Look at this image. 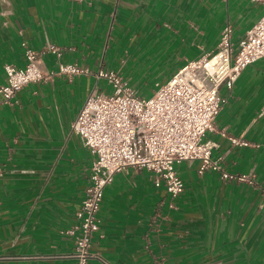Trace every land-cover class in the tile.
Segmentation results:
<instances>
[{
    "label": "crops",
    "instance_id": "0c3cea01",
    "mask_svg": "<svg viewBox=\"0 0 264 264\" xmlns=\"http://www.w3.org/2000/svg\"><path fill=\"white\" fill-rule=\"evenodd\" d=\"M263 14L264 0H0V85L6 64H26L24 44L43 52L48 74L24 86L14 105L0 104V264H74L66 230L94 154L72 124L90 93L102 90L97 72L110 70L111 49L127 44L130 55L160 46L174 62L164 83L215 52L227 24L237 49ZM50 43L60 58L46 50ZM126 60L112 70L123 74ZM60 61L89 71L60 74ZM220 92L228 102L205 140L226 170L255 182L226 181L201 172L198 159L182 161L185 190L172 199L150 170L120 171L105 188L90 264H264V56Z\"/></svg>",
    "mask_w": 264,
    "mask_h": 264
},
{
    "label": "built area",
    "instance_id": "2783aa9c",
    "mask_svg": "<svg viewBox=\"0 0 264 264\" xmlns=\"http://www.w3.org/2000/svg\"><path fill=\"white\" fill-rule=\"evenodd\" d=\"M232 35L233 28L227 24L215 52L186 63L150 98L139 96L114 70L101 68L97 72L99 78L113 86V92L106 94L95 88L72 124L94 154L89 185L75 213L76 222L66 230L75 240L71 254L74 264H90L94 255L93 237L101 228L99 212L105 188L120 171L150 170L155 185H164L172 199L185 190V182L176 168L182 161L198 159L201 172L218 171L226 181L255 182L251 174L226 170L223 157H213L216 144L205 140L228 102V97L220 92L221 87L225 85L232 90L242 70L264 56V14L241 38L237 49ZM24 45L26 64L5 65L7 81L0 85V104L14 105L24 86L48 75L43 66V52ZM46 50L62 56L61 48L55 44H48ZM88 71L76 62H59L60 74ZM228 136L233 144H248L239 137Z\"/></svg>",
    "mask_w": 264,
    "mask_h": 264
},
{
    "label": "rangeland",
    "instance_id": "374dc122",
    "mask_svg": "<svg viewBox=\"0 0 264 264\" xmlns=\"http://www.w3.org/2000/svg\"><path fill=\"white\" fill-rule=\"evenodd\" d=\"M127 47H129L127 44L117 45L115 49L108 52V67L110 70L119 68L123 64V58L127 59L126 67L121 75H124V79L129 81L128 84L131 87L138 90L137 94L139 96L150 98L167 81L162 83L167 75L174 70L172 66L174 62L168 58L170 54L167 55L166 51L161 50L160 46H152L149 49L144 47L135 53L132 52L130 55H128ZM99 87L106 94L113 92V86L107 80H101Z\"/></svg>",
    "mask_w": 264,
    "mask_h": 264
}]
</instances>
